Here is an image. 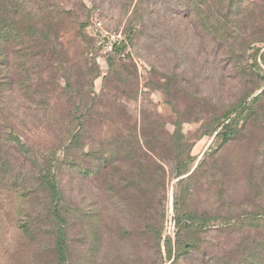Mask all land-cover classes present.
I'll return each mask as SVG.
<instances>
[{
	"label": "rangeland",
	"instance_id": "obj_1",
	"mask_svg": "<svg viewBox=\"0 0 264 264\" xmlns=\"http://www.w3.org/2000/svg\"><path fill=\"white\" fill-rule=\"evenodd\" d=\"M24 5L67 17L59 40L25 28L41 95L21 99L15 78L0 90V264H59L28 163L51 148L66 264H247L264 241L249 223L264 224V96L238 135L217 126L264 94V0H0V19ZM98 23L129 38L122 54L102 51ZM81 122V148L62 158Z\"/></svg>",
	"mask_w": 264,
	"mask_h": 264
},
{
	"label": "trees",
	"instance_id": "obj_2",
	"mask_svg": "<svg viewBox=\"0 0 264 264\" xmlns=\"http://www.w3.org/2000/svg\"><path fill=\"white\" fill-rule=\"evenodd\" d=\"M198 1L200 2L202 0ZM13 9L14 12H12L13 10L1 12L0 41H3L4 43L14 42L16 47L12 50V55L9 56L10 54L5 51L4 46H1L0 43V69L2 71L3 69L8 70L11 68L14 69L15 72L14 75H10L9 72L4 74V82L0 81V90H3L6 86L10 87L12 82L14 83V80L12 81V79L15 78V82H18L17 89L20 93L22 92L21 95H19L21 99L34 100L37 98L35 95L40 96L41 92L38 89H35L34 85L32 87L31 84V79L35 75L32 73H35V71L33 62L30 58L31 54H29L30 49H28V47H26L22 42L24 33L28 30L25 28L33 29V27L40 26L42 31L39 33V39L45 42H48L51 38L59 40V35L64 32L62 22L67 16L64 14H52L49 12L35 14L34 12H30L25 5L20 7L14 6ZM193 11L195 15L202 17L200 13L201 10L198 9L196 5L193 6ZM3 13L4 18L6 17V19L2 18ZM218 15L219 16L217 17L219 19L226 21L228 13L222 14V12H220ZM23 27L24 29H22ZM53 28L56 29V33L52 31ZM57 29L59 30L58 32ZM36 34L37 33H34L33 36ZM126 40L129 44L130 40L128 37H126ZM126 48V45H121L116 48L114 54L120 55L126 50ZM43 51L51 55V60H54V62L61 57V54H59L52 47L44 48ZM33 58H35V56H33ZM263 96L264 94H259L256 98L252 99L250 103H245V100H243L234 108L233 111L222 116L221 121L217 126L218 128L222 125L221 131L218 135L222 137L224 141L238 135L242 129V126L240 125H244V123H246V121L258 111ZM233 114L234 116L231 118V115ZM86 117L90 118L91 116H87L86 113H80L81 120ZM226 121H228V123L224 124ZM86 132L87 128H85V125L82 124V122L77 124L74 129L68 132L65 140L68 141V143L66 145L62 144L59 149L62 158L67 159L70 155H72L73 150L81 148ZM10 134L11 137L15 139V133L11 132ZM116 136L119 137V135ZM56 154L57 150L55 148H51L39 157L30 158L28 163L33 171L31 178L33 181L32 185H35L46 197V200H48L47 213H49V216L52 219V225L55 232L54 250L57 254L59 264H66L68 259V244L66 240V230L61 226L62 222L64 223L65 221L62 213L61 192L57 183V175L60 171L62 160H60ZM253 215L255 214L250 213V228L253 231H259L262 228V225H264L261 223L262 220H259L262 216L255 215V218ZM251 253V258L247 264H264V241L256 244Z\"/></svg>",
	"mask_w": 264,
	"mask_h": 264
},
{
	"label": "built area",
	"instance_id": "obj_3",
	"mask_svg": "<svg viewBox=\"0 0 264 264\" xmlns=\"http://www.w3.org/2000/svg\"><path fill=\"white\" fill-rule=\"evenodd\" d=\"M101 24L98 23V45L102 49L103 52L106 53H114L116 48L121 45H126L128 47V42L126 37L121 33L117 35H109L108 33L104 32L100 26Z\"/></svg>",
	"mask_w": 264,
	"mask_h": 264
}]
</instances>
